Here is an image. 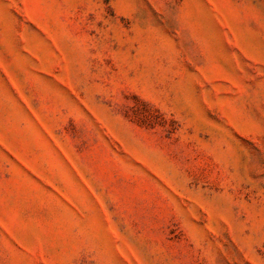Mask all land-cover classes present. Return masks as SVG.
<instances>
[{
    "label": "rangeland",
    "instance_id": "rangeland-1",
    "mask_svg": "<svg viewBox=\"0 0 264 264\" xmlns=\"http://www.w3.org/2000/svg\"><path fill=\"white\" fill-rule=\"evenodd\" d=\"M0 264H264V0H0Z\"/></svg>",
    "mask_w": 264,
    "mask_h": 264
}]
</instances>
